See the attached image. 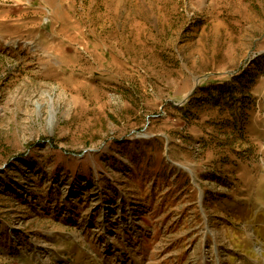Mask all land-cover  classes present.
I'll use <instances>...</instances> for the list:
<instances>
[{"label":"rangeland","instance_id":"374dc122","mask_svg":"<svg viewBox=\"0 0 264 264\" xmlns=\"http://www.w3.org/2000/svg\"><path fill=\"white\" fill-rule=\"evenodd\" d=\"M0 264H264V0H0Z\"/></svg>","mask_w":264,"mask_h":264}]
</instances>
